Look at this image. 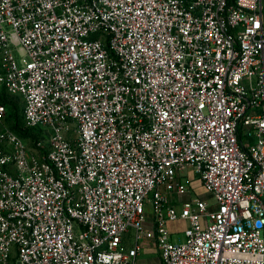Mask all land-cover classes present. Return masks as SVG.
<instances>
[{"label":"built area","instance_id":"1","mask_svg":"<svg viewBox=\"0 0 264 264\" xmlns=\"http://www.w3.org/2000/svg\"><path fill=\"white\" fill-rule=\"evenodd\" d=\"M0 92V264H264V0H0Z\"/></svg>","mask_w":264,"mask_h":264},{"label":"rangeland","instance_id":"2","mask_svg":"<svg viewBox=\"0 0 264 264\" xmlns=\"http://www.w3.org/2000/svg\"><path fill=\"white\" fill-rule=\"evenodd\" d=\"M18 57V55H17ZM11 104H15L18 107V115H19V127L25 130V126L23 123V118H22V103H21V99L18 97H5V96H0V128H6L11 130V125H12V109H11ZM32 133H34L38 140L40 138V134H38L35 130L34 132L32 131ZM25 140V139H24ZM28 148L30 151H34L35 148V142L34 140H31L30 138H27L25 140ZM181 181L183 182V184L190 186L191 188V193L188 196H185V200H187L188 198H201L203 200H210V196L209 194H207L205 192V190L202 188L198 177L189 169L185 171V176L183 178H181ZM171 200V199H170ZM147 219L150 220L151 216L149 214L146 215ZM184 225H179V227L174 228L173 230L176 231L179 228H183ZM180 230V229H179ZM126 239H125V243L127 245H131V231H129V233L126 234ZM185 241V237L183 235V232H171V242L172 243H177V244H181L184 243ZM156 256H145L144 257V261L143 263L145 264H150V259L154 258Z\"/></svg>","mask_w":264,"mask_h":264},{"label":"trees","instance_id":"3","mask_svg":"<svg viewBox=\"0 0 264 264\" xmlns=\"http://www.w3.org/2000/svg\"><path fill=\"white\" fill-rule=\"evenodd\" d=\"M0 96L3 97V96H5V94H3V92L1 94V92H0ZM10 106H11V109H12L11 131L14 132L22 140H24V139L26 140L27 138H30L31 140H34V142L38 141L37 136L34 133H32V131L34 132V130L26 128V127H25V130H24V129L19 127L18 107L15 104H11V103H10ZM22 110H23V105H22ZM21 113H22V111H21Z\"/></svg>","mask_w":264,"mask_h":264},{"label":"crops","instance_id":"4","mask_svg":"<svg viewBox=\"0 0 264 264\" xmlns=\"http://www.w3.org/2000/svg\"><path fill=\"white\" fill-rule=\"evenodd\" d=\"M170 199H171L170 200L171 204L176 205L174 196H171ZM179 225H184V227H185V223H182L181 222V223H177V224H170L168 228H169V230L172 233H174V232H181L184 227L183 228H179L180 230L179 229L176 230V231L173 230L174 228L179 227ZM149 255L156 256V257L150 259V262H151L150 264H158L159 263V259H158V256H157V250H156V248L152 244H146L144 246L143 254H142V257L140 259V264H145V263H143V261L145 260L144 257L145 256H149Z\"/></svg>","mask_w":264,"mask_h":264}]
</instances>
